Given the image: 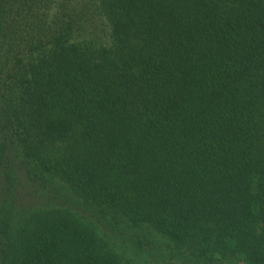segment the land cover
Listing matches in <instances>:
<instances>
[{
    "label": "trees",
    "instance_id": "trees-1",
    "mask_svg": "<svg viewBox=\"0 0 264 264\" xmlns=\"http://www.w3.org/2000/svg\"><path fill=\"white\" fill-rule=\"evenodd\" d=\"M0 264H264V0H0Z\"/></svg>",
    "mask_w": 264,
    "mask_h": 264
}]
</instances>
